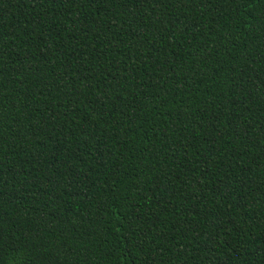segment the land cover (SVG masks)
<instances>
[{"label":"trees","instance_id":"16d2710c","mask_svg":"<svg viewBox=\"0 0 264 264\" xmlns=\"http://www.w3.org/2000/svg\"><path fill=\"white\" fill-rule=\"evenodd\" d=\"M0 264H264V0H0Z\"/></svg>","mask_w":264,"mask_h":264}]
</instances>
